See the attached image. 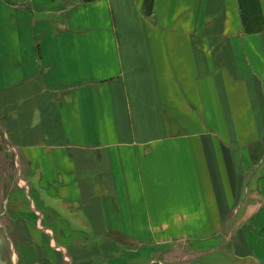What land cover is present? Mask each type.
Returning a JSON list of instances; mask_svg holds the SVG:
<instances>
[{"label": "crops", "instance_id": "1", "mask_svg": "<svg viewBox=\"0 0 264 264\" xmlns=\"http://www.w3.org/2000/svg\"><path fill=\"white\" fill-rule=\"evenodd\" d=\"M0 264H264V0H0Z\"/></svg>", "mask_w": 264, "mask_h": 264}, {"label": "built area", "instance_id": "2", "mask_svg": "<svg viewBox=\"0 0 264 264\" xmlns=\"http://www.w3.org/2000/svg\"><path fill=\"white\" fill-rule=\"evenodd\" d=\"M82 1H91V0H82Z\"/></svg>", "mask_w": 264, "mask_h": 264}, {"label": "rangeland", "instance_id": "3", "mask_svg": "<svg viewBox=\"0 0 264 264\" xmlns=\"http://www.w3.org/2000/svg\"><path fill=\"white\" fill-rule=\"evenodd\" d=\"M2 146L0 145V148H1Z\"/></svg>", "mask_w": 264, "mask_h": 264}]
</instances>
